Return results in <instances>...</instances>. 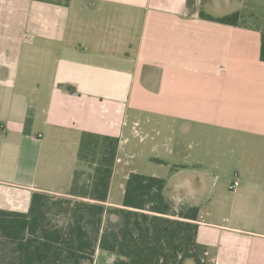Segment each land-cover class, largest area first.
Listing matches in <instances>:
<instances>
[{
  "label": "crops",
  "instance_id": "0c3cea01",
  "mask_svg": "<svg viewBox=\"0 0 264 264\" xmlns=\"http://www.w3.org/2000/svg\"><path fill=\"white\" fill-rule=\"evenodd\" d=\"M244 7L245 0H0V208L27 212L37 191L65 196L82 134L116 136L107 206H122L123 181L140 173L126 172L114 196L123 151L134 158L150 149L158 166L167 153L169 174L151 176L167 180L177 209L199 207L197 239L210 260L264 264V173L256 162L264 157V28L246 24ZM236 12L237 25L202 15ZM234 142L247 163L233 176L214 173L209 167L228 155L211 149L233 150Z\"/></svg>",
  "mask_w": 264,
  "mask_h": 264
},
{
  "label": "trees",
  "instance_id": "16d2710c",
  "mask_svg": "<svg viewBox=\"0 0 264 264\" xmlns=\"http://www.w3.org/2000/svg\"><path fill=\"white\" fill-rule=\"evenodd\" d=\"M202 15L240 20L239 12ZM119 144L116 136L84 132L78 160L89 169H76L69 196L37 191L27 212L0 208V264H106L98 250L114 256L110 264H215L197 239L199 207L177 209L165 178L132 172L122 206L106 205Z\"/></svg>",
  "mask_w": 264,
  "mask_h": 264
},
{
  "label": "rangeland",
  "instance_id": "374dc122",
  "mask_svg": "<svg viewBox=\"0 0 264 264\" xmlns=\"http://www.w3.org/2000/svg\"><path fill=\"white\" fill-rule=\"evenodd\" d=\"M244 18H245V22L247 25L250 24H255V25H259L260 27L264 28V0H245V7H244ZM139 139V138H138ZM138 139H135V141H139ZM216 142H214L213 144H215ZM233 144V150H231L230 148H224L222 147L221 150H218L216 148H212V154L214 156L219 155L220 152L225 153L228 155V157H225V159H217L220 164L218 165V169H214V166H211V157L209 158V156L206 157L205 162L211 166L209 167L210 170H212L214 173H219L221 174V169H225L228 170L229 173L231 174V176H233L235 173V170H241L243 168V163H247V159L249 157H243L244 154V150L243 149H239L236 147L235 142L232 143ZM212 145V142H211ZM222 145V144H221ZM253 156H251L252 158H256L258 157V154L255 153V151H252ZM123 156H125L124 162L122 164L119 165V169H121V171L119 170V173L117 174L116 177V182H115V188H114V196L120 195L121 191L119 190L118 187V181L119 179H121L123 177V180L126 176V174L129 172V170L131 169H137L140 173L142 174H146V175H152L154 173L156 174H160V175H166L167 173L169 174L171 167L167 166V162L168 160L170 162L171 159L168 158V154L165 153L164 155H162L161 158L164 159V166H158L157 161H155L153 159L154 153H152L150 151V149H145L141 156H137L134 158H126L125 155V151H123ZM212 156L214 159L217 157ZM213 159V160H214ZM242 161V164H239L240 166H238L237 162L238 161ZM126 161H130L132 164L130 166H126L125 162ZM256 162L261 163L258 165V172L259 173H264V157H262V160H256ZM263 162V163H262ZM80 169H84V170H88L89 168L87 167V165H81L79 166ZM127 172V173H126ZM126 182V179L123 181ZM65 196H69L68 194H66ZM260 220L263 221V217L262 215H259ZM99 262H103L106 264H110L112 263V261L114 260V256L110 257L108 256L106 253L102 254L100 257H97ZM192 264L191 261H189V264Z\"/></svg>",
  "mask_w": 264,
  "mask_h": 264
},
{
  "label": "built area",
  "instance_id": "2783aa9c",
  "mask_svg": "<svg viewBox=\"0 0 264 264\" xmlns=\"http://www.w3.org/2000/svg\"><path fill=\"white\" fill-rule=\"evenodd\" d=\"M239 183H240V181H239V179L237 178L233 183H231V184L229 185V189H230L231 191L236 190V188L239 186Z\"/></svg>",
  "mask_w": 264,
  "mask_h": 264
}]
</instances>
